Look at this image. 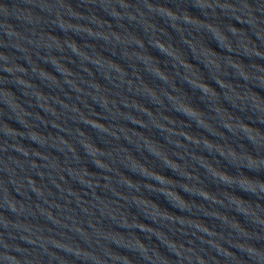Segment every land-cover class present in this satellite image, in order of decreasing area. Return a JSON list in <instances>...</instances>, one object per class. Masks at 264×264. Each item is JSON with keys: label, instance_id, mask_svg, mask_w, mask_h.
Here are the masks:
<instances>
[{"label": "water", "instance_id": "water-1", "mask_svg": "<svg viewBox=\"0 0 264 264\" xmlns=\"http://www.w3.org/2000/svg\"><path fill=\"white\" fill-rule=\"evenodd\" d=\"M129 49L264 51V0H0V57Z\"/></svg>", "mask_w": 264, "mask_h": 264}]
</instances>
